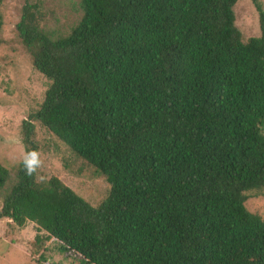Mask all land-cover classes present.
Segmentation results:
<instances>
[{"label": "trees", "instance_id": "obj_1", "mask_svg": "<svg viewBox=\"0 0 264 264\" xmlns=\"http://www.w3.org/2000/svg\"><path fill=\"white\" fill-rule=\"evenodd\" d=\"M239 0H75L69 32L23 0L16 37L47 81L29 116L107 185L91 206L57 178L35 181L37 152L0 167V219L33 224L78 264H264V10L242 39Z\"/></svg>", "mask_w": 264, "mask_h": 264}, {"label": "rangeland", "instance_id": "obj_2", "mask_svg": "<svg viewBox=\"0 0 264 264\" xmlns=\"http://www.w3.org/2000/svg\"><path fill=\"white\" fill-rule=\"evenodd\" d=\"M40 4L44 28L63 36L78 18L75 0H31ZM264 10V0H256ZM23 0H0V167L10 169L24 159L20 142L21 122L29 121L32 140L36 144L40 167L35 181L57 178L89 205L95 206L105 195L103 178L73 156L34 120H29L42 102L47 81L32 69L31 59L20 45L15 31ZM234 26L243 40L258 35L256 11L251 0H239L232 8ZM261 133L264 137V119ZM248 212L264 221V197L247 200ZM33 224L16 227L8 219H0V264H37L32 258L37 252ZM43 258L48 264H78L71 257L57 253L53 243L44 242Z\"/></svg>", "mask_w": 264, "mask_h": 264}, {"label": "clouds", "instance_id": "obj_3", "mask_svg": "<svg viewBox=\"0 0 264 264\" xmlns=\"http://www.w3.org/2000/svg\"><path fill=\"white\" fill-rule=\"evenodd\" d=\"M24 165L27 170V173L31 175L41 165L39 154L36 152L28 153L24 159Z\"/></svg>", "mask_w": 264, "mask_h": 264}]
</instances>
